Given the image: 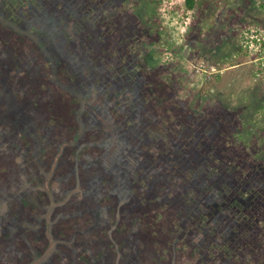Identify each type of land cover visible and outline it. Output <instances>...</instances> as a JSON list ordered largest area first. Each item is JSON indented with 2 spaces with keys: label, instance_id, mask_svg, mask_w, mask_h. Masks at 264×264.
Returning a JSON list of instances; mask_svg holds the SVG:
<instances>
[{
  "label": "rangeland",
  "instance_id": "obj_1",
  "mask_svg": "<svg viewBox=\"0 0 264 264\" xmlns=\"http://www.w3.org/2000/svg\"><path fill=\"white\" fill-rule=\"evenodd\" d=\"M81 1L54 0L40 42L0 20V264H264V79L239 39L255 24L231 0H132L157 12L130 79L128 53L61 19ZM14 3L0 15L30 30Z\"/></svg>",
  "mask_w": 264,
  "mask_h": 264
},
{
  "label": "crops",
  "instance_id": "obj_2",
  "mask_svg": "<svg viewBox=\"0 0 264 264\" xmlns=\"http://www.w3.org/2000/svg\"><path fill=\"white\" fill-rule=\"evenodd\" d=\"M79 1L80 0H77V2ZM83 1L84 0H82L81 4L77 6L76 10H74L72 6H66L65 4L66 7L61 9V19H63L65 16V20L69 21L67 23L79 21L80 23H83V29L90 28L91 30L89 31L93 36V47H95V52L100 54L103 48L102 45H105L106 47L115 46L113 50L116 49V51L119 53H128V59L130 62L127 64V66L124 65V68L128 71V74L130 75L129 78H134L135 75H138V66L131 65L133 58L132 53H134L133 46H136L132 44V41L134 40L133 36L137 34L136 32H138V30L143 31V27L141 26L142 20L148 21L151 19V17H154V11H156V9L153 10L151 8V10L148 11V9L145 8V10L143 9V14L140 15L139 12L141 11L138 9L136 11V5H138L142 0L136 1V5H133L135 3L132 0H93V7L92 4L84 5ZM221 1L225 3V0ZM245 1L246 0H231V2L228 4L229 6H225L223 11L228 8V10L225 11L226 14L230 13L233 15V19L236 21L240 20L241 18H245V20L249 23L253 22L255 25L262 23L261 25L264 26V9H262L264 6H262V4L259 5L255 2H252L251 8H249V10L240 8V5L245 6L242 3ZM89 7H91L92 11L89 10ZM74 14H76L75 18ZM143 15L144 19L142 18ZM69 27H66L68 33H74L73 24H70ZM105 35H108V37ZM118 37L122 38L123 41L120 39V44H117V46L115 42H117ZM239 39L241 41V33L239 35Z\"/></svg>",
  "mask_w": 264,
  "mask_h": 264
},
{
  "label": "flooded vegetation",
  "instance_id": "obj_3",
  "mask_svg": "<svg viewBox=\"0 0 264 264\" xmlns=\"http://www.w3.org/2000/svg\"><path fill=\"white\" fill-rule=\"evenodd\" d=\"M15 2L14 4L19 6V13L24 12L25 9L31 10L35 16H26L22 14L24 21L28 26H30V30H22L20 27H18L15 23L11 22L10 20L4 18V16L0 15V20L2 22L9 24L10 26H13L17 31L28 34L32 36L35 40L40 42V36L42 34V31H45V28L42 26L43 17L48 16L47 10L53 11V4L54 0H13ZM45 15V16H44ZM17 18H20L18 15H14ZM16 19V18H15ZM32 26V27H31ZM74 26V25H73ZM68 27V26H67ZM141 106L133 107V110L136 112L138 109H140ZM132 117V116H131ZM132 121V120H131ZM135 124H140L139 121L134 120Z\"/></svg>",
  "mask_w": 264,
  "mask_h": 264
},
{
  "label": "built area",
  "instance_id": "obj_4",
  "mask_svg": "<svg viewBox=\"0 0 264 264\" xmlns=\"http://www.w3.org/2000/svg\"><path fill=\"white\" fill-rule=\"evenodd\" d=\"M241 43L243 48L253 56L256 74L264 79V27L257 25L246 27L241 33ZM218 71L220 70L215 64H210L209 68L205 69L209 76Z\"/></svg>",
  "mask_w": 264,
  "mask_h": 264
},
{
  "label": "trees",
  "instance_id": "obj_5",
  "mask_svg": "<svg viewBox=\"0 0 264 264\" xmlns=\"http://www.w3.org/2000/svg\"><path fill=\"white\" fill-rule=\"evenodd\" d=\"M197 4H198V0H180V2H179V6H178L179 9H177V10H178V11H182V12L185 13V12H188V11L194 10V9L196 8ZM261 4H262V6H264V2L261 3ZM227 189L230 190V192L232 191L231 187H229V186H227ZM236 189H237V188H236ZM236 189H235L234 191H236ZM222 190H223V192H226V193H227V190H225L224 188H223ZM237 190H238V189H237ZM234 191H233V192H234ZM217 199H219V198H217ZM217 199H216V200H217ZM220 199H221V200H224L223 197H220ZM217 201H218V200H217ZM219 201H220V200H219ZM233 203H234V201H232L231 204H233ZM240 205H242L243 207L246 206V205H245L244 203H242V202L240 203ZM213 208L216 209V210L223 211V212H229V211L231 210L230 207H229V203H228V202L223 203V201L220 202L219 204H217V206H214ZM246 210H247V208H246ZM48 219H49V218H48ZM48 221H49V223H51L50 219H49ZM46 231H47V229H46ZM48 233H50V236L48 237V240H49L48 245L51 246V244H52V239L55 240L54 237H51V235H53V234H52V230H51V225H50L49 228H48ZM22 264H35V263H31L28 259H24V260L22 261Z\"/></svg>",
  "mask_w": 264,
  "mask_h": 264
}]
</instances>
